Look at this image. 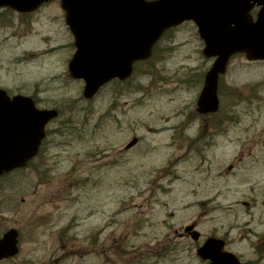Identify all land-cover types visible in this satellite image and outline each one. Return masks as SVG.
I'll return each instance as SVG.
<instances>
[{"label":"rangeland","instance_id":"obj_1","mask_svg":"<svg viewBox=\"0 0 264 264\" xmlns=\"http://www.w3.org/2000/svg\"><path fill=\"white\" fill-rule=\"evenodd\" d=\"M169 33L86 100L55 5L28 24L2 17L0 86L59 114L38 157L0 177V235L16 229L20 247L0 264H205L195 250L209 236L264 264V62L233 56L218 112L198 116L212 59L192 22ZM190 224L199 241L181 235Z\"/></svg>","mask_w":264,"mask_h":264},{"label":"water","instance_id":"obj_2","mask_svg":"<svg viewBox=\"0 0 264 264\" xmlns=\"http://www.w3.org/2000/svg\"><path fill=\"white\" fill-rule=\"evenodd\" d=\"M41 1L0 0V6L30 11ZM255 4L261 8L253 20L249 11ZM62 6L75 45L68 71L84 81L85 98L111 79L129 77L133 63L151 55L163 31L185 20L196 24L204 41L203 55L215 57L197 99L199 113L218 109V77L233 54L245 52L248 60L264 59V0H62ZM55 116L56 109H38L31 97H10L0 88V175L27 165L38 152L45 125ZM198 237V232L192 233L193 240ZM17 242L14 228L1 235L0 260L17 254ZM223 247L224 240L210 237L196 253L208 264H246Z\"/></svg>","mask_w":264,"mask_h":264},{"label":"flooded vegetation","instance_id":"obj_3","mask_svg":"<svg viewBox=\"0 0 264 264\" xmlns=\"http://www.w3.org/2000/svg\"><path fill=\"white\" fill-rule=\"evenodd\" d=\"M145 1L152 2V1H155V0H145ZM61 3H62L61 0H43V1L40 3V5L34 7L33 10H30V11L14 10V9L8 7V6H2V7H0V22H2V17H3V16H7V15L9 14V15L14 16V17L16 18L17 22L19 21V24H20V25L26 23V21H27V24H28L29 19H31V18L33 17L34 14L38 13L39 11L43 10L44 8H46V7H48V6H53V5H55V6L58 8L61 17L64 18V20H65L66 10L63 9ZM30 6H31V5H30ZM259 9H260V6L255 5V6L253 7L251 13H252V15H253L254 18H256ZM186 22H188V21H186ZM189 22H192V21H189ZM184 23H185V22H184ZM192 23H193V22H192ZM193 25H194V23H193ZM194 26H195V25H194ZM67 28H68V27H67ZM174 28H175V27H172L171 29H174ZM169 30H170V29H169ZM166 32H168V30H167ZM167 35H169V34H167ZM167 35H166V36H167ZM166 36H165V37H166ZM72 44H73V43H72ZM157 45H158V43H157ZM155 51H156V49L153 48V54H154ZM258 62H264V60H261V61H258ZM7 92H8L9 94H11V93L14 94V93H20L21 91L18 90V89H16V88H14V89H12V90H11V89H7ZM181 235H184V236L187 237V236L190 235V232H183V233H181ZM248 262H249V261H248ZM248 262H247V264H250V263H248Z\"/></svg>","mask_w":264,"mask_h":264},{"label":"trees","instance_id":"obj_4","mask_svg":"<svg viewBox=\"0 0 264 264\" xmlns=\"http://www.w3.org/2000/svg\"><path fill=\"white\" fill-rule=\"evenodd\" d=\"M227 118H228V119H231V120L233 119V118L230 117V116H228ZM198 140H199V137H198V139L196 140V142H197Z\"/></svg>","mask_w":264,"mask_h":264}]
</instances>
